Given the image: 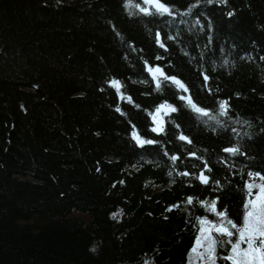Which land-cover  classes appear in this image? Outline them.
<instances>
[{"label":"trees","instance_id":"16d2710c","mask_svg":"<svg viewBox=\"0 0 264 264\" xmlns=\"http://www.w3.org/2000/svg\"><path fill=\"white\" fill-rule=\"evenodd\" d=\"M161 2L0 0V264H188L212 200L242 225L264 175V0Z\"/></svg>","mask_w":264,"mask_h":264},{"label":"snow or ice","instance_id":"6c2138e0","mask_svg":"<svg viewBox=\"0 0 264 264\" xmlns=\"http://www.w3.org/2000/svg\"><path fill=\"white\" fill-rule=\"evenodd\" d=\"M146 3L152 5L153 9L158 14H171V9L166 6L161 0H145ZM212 0H209L211 3ZM142 12L149 13V9L141 8ZM159 43V39L157 41ZM161 47L163 45L161 44ZM148 71L152 74L153 79L157 80V88L160 87L158 77H163L165 80H170L178 88L187 91L183 83L177 80L175 77L165 76L160 68H149ZM207 80V77H205ZM112 85L119 91V81H112ZM127 99H131L130 97ZM181 99H187L189 106L197 113L207 115L203 109L197 107L190 97H181ZM221 112L226 110L227 102H220L219 105ZM163 109H169L175 111L176 109L167 104H162L156 109V113H160ZM119 111V109H117ZM154 121L156 116L153 117ZM162 127L153 128V131H162ZM134 139L138 144L153 143V141H145L139 137L138 134L133 133ZM181 140H187V137L181 135ZM228 152H237L238 149H226ZM173 161L177 157H172ZM182 175H188L182 173ZM250 177H258L260 183H257L255 179L245 184L246 200L244 202V213L242 225H237L232 220L227 218V212L216 211V200H212L209 203V209L216 212L217 216L221 218L218 224H213L206 219L200 221L201 227L199 229L200 236L197 238V247L193 248V253L197 254L201 259L206 257L207 264H216V247L217 244L221 245L227 243L231 246L230 252L223 259L231 261V264H264V175L259 173H248ZM202 183H208V177L203 173L197 177ZM218 183V182H217ZM255 190V191H254ZM188 203H192V199L189 198ZM204 203V202H202ZM234 230V231H233ZM213 232L218 233L222 237H227L226 240H217L213 235ZM236 237L233 241L232 237ZM243 245V247H242ZM203 248V252H199L198 249Z\"/></svg>","mask_w":264,"mask_h":264},{"label":"rangeland","instance_id":"374dc122","mask_svg":"<svg viewBox=\"0 0 264 264\" xmlns=\"http://www.w3.org/2000/svg\"><path fill=\"white\" fill-rule=\"evenodd\" d=\"M146 4H148V5H151V4H149V3H146ZM168 111H170L169 109H163V110H161V112L160 113H155L154 114V116H156V120H155V122H156V126H155V128H157V127H163V124H164V117H163V115L165 114V113H167ZM153 116V117H154ZM252 179H255V181L257 182V183H260V180H259V178L257 177V178H252ZM252 179H250L249 180V182L252 180ZM255 191V190H254ZM216 234H218V233H215V232H213V235L216 237ZM199 236H200V233H199ZM198 236V237H199ZM235 239H236V237L235 238H233V241H235ZM218 245V244H217ZM194 247H197V240H196V242H195V245H194ZM193 247V248H194ZM242 247H243V245H242ZM193 248H192V250H193ZM231 248V246L229 245V249ZM216 249H217V247H216ZM190 251V254H189V257H188V264H207V260H206V257L204 258V259H201L197 254H195V253H193V251ZM198 251L199 252H203L204 251V249L203 248H199L198 249ZM225 255H227V254H225ZM229 263L231 264V261H229ZM216 264H222L221 262H219V260H218V257H217V250H216Z\"/></svg>","mask_w":264,"mask_h":264},{"label":"bare ground","instance_id":"6f19581e","mask_svg":"<svg viewBox=\"0 0 264 264\" xmlns=\"http://www.w3.org/2000/svg\"><path fill=\"white\" fill-rule=\"evenodd\" d=\"M229 252H230V249L228 248V250H227L226 254L228 255V254H229Z\"/></svg>","mask_w":264,"mask_h":264}]
</instances>
